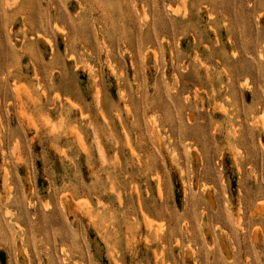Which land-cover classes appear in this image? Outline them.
<instances>
[{"label": "rangeland", "instance_id": "1", "mask_svg": "<svg viewBox=\"0 0 264 264\" xmlns=\"http://www.w3.org/2000/svg\"><path fill=\"white\" fill-rule=\"evenodd\" d=\"M0 264H264V0H0Z\"/></svg>", "mask_w": 264, "mask_h": 264}]
</instances>
